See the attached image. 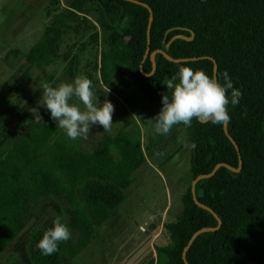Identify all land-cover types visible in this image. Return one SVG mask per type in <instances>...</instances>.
<instances>
[{
  "label": "trees",
  "instance_id": "obj_1",
  "mask_svg": "<svg viewBox=\"0 0 264 264\" xmlns=\"http://www.w3.org/2000/svg\"><path fill=\"white\" fill-rule=\"evenodd\" d=\"M137 1L146 3L153 16L146 58L148 8L129 0H71L24 55L28 67L0 93V110L10 109V98L22 91L32 69L43 70L67 59L77 43L64 50L66 38L78 41L95 30L92 18L102 23L96 49L99 63L92 71H98L102 85L118 97L137 87L162 108V94H171L164 84L178 75L180 67L202 69L214 77L215 61L218 81L224 83L227 71L233 87L242 93L236 107L229 105L231 120L227 123L239 148L241 166L224 125L194 119L189 128L181 124L172 129L182 127L187 132L191 181L181 195L183 207L176 219L163 225L167 243L155 248L156 257L147 264H185L183 252L192 236L201 228L215 227L218 229L198 235L185 251L188 264L255 262L264 239V0ZM191 32L192 40L178 38L166 46L172 37H189ZM91 38L88 44L98 43L97 33ZM86 45L77 51L85 50ZM158 50L172 59L188 60H170ZM76 57L68 68L71 75ZM56 133L57 127L49 122H33L0 159V254L34 217L36 204L52 199L75 234L67 250L68 258H74L94 238L95 226L108 221L125 202L133 172L146 161L138 131L103 135L91 152L81 150L77 143L54 141ZM163 138L158 135L146 150ZM218 163L239 171L220 166L212 176L197 181V200L212 213L195 203L191 185ZM56 217L54 212L47 213L29 236L27 253L32 264H62L64 242L50 256L37 248ZM0 264L24 263L11 260Z\"/></svg>",
  "mask_w": 264,
  "mask_h": 264
},
{
  "label": "rangeland",
  "instance_id": "obj_2",
  "mask_svg": "<svg viewBox=\"0 0 264 264\" xmlns=\"http://www.w3.org/2000/svg\"><path fill=\"white\" fill-rule=\"evenodd\" d=\"M70 1L0 0V93L7 90L26 70L28 65L24 55L41 37L46 25ZM91 20L95 30L89 31L78 41L73 37L66 38L62 46L64 50L75 41L77 43L67 59L57 60L43 70L32 69L31 78L22 91L10 98V109L0 110V159L34 122L32 109L39 111L42 121L57 127L58 122L39 103L44 84L56 87L62 82H73L77 76L87 77L92 72L89 79L99 103L102 105L107 99L114 105L112 131L105 132L102 126L94 125L88 139L70 140L57 127L54 141L77 143L81 150L91 152L103 135H115L120 130L130 134L138 131L146 161L133 172L132 182L126 189L125 202L108 221L95 226L92 241L72 259L67 256L69 243L75 240V234L71 231V239L64 242L62 264H147L155 259V248L167 243L164 223L174 221L183 207L181 195L191 181V145L187 132L178 127L151 150H146L151 140L158 138L152 119L161 107L150 101L137 87H132L123 97H118L102 85L99 72L92 71L95 63H99L96 49L100 43L102 23L96 18ZM94 33L98 35V43L88 44ZM83 43H87L85 50L78 52L77 48ZM74 56H77V62L71 75L68 68ZM49 212L60 216L66 224L57 202L52 199L38 202L34 217L0 254V262L19 260L24 264H32L27 253V240ZM249 264H264V239L257 250L256 261Z\"/></svg>",
  "mask_w": 264,
  "mask_h": 264
},
{
  "label": "clouds",
  "instance_id": "obj_3",
  "mask_svg": "<svg viewBox=\"0 0 264 264\" xmlns=\"http://www.w3.org/2000/svg\"><path fill=\"white\" fill-rule=\"evenodd\" d=\"M223 81L220 83L202 69L180 67L178 75L164 84L171 94L168 91L162 94L163 106L152 119L155 133L168 137L175 126L182 124L189 128L194 119L215 125L230 122L229 105L236 107L242 93L233 87L227 71L223 73ZM42 89L40 105L50 112L51 118L58 122L57 127L70 140L88 139L94 125L102 126L105 132L112 131L114 105L107 99L102 105L99 103L89 78L77 76L73 82H62L56 87L44 84ZM31 111L34 122L41 123L39 111ZM71 235L70 228L57 216L53 227L47 229L38 241L37 248L42 255L50 256L59 250L62 242L70 240Z\"/></svg>",
  "mask_w": 264,
  "mask_h": 264
},
{
  "label": "water",
  "instance_id": "obj_4",
  "mask_svg": "<svg viewBox=\"0 0 264 264\" xmlns=\"http://www.w3.org/2000/svg\"><path fill=\"white\" fill-rule=\"evenodd\" d=\"M129 1H133V2H135V3L141 4V5H143L144 7L148 8L149 11H150L149 23H148V28H147V47H146V51H145V54H144V58H146L147 55H148V52H149V48H150V47H149V46H150V26H151V21H152V18H153V16H152V11H151V9L149 8V6H148L146 3L139 2V1H137V0H129ZM193 36H194V35H193V32H191V36H189V37L184 36V35H176V36L172 37V38L167 42L166 46L169 47L170 44H171L174 40H176V39H178V38H183V39H186V40H192V39H193ZM164 42H165V39H164ZM156 52L162 53L163 55H165L166 58H168V59H170V60H175V61H186V60H188V59H172V58H171V57H170L165 51H163V50H158V51H156ZM156 52H154V53L151 55V59H153V56H154V54H155ZM192 59H196V58H192ZM154 70H155V65H153V71H154ZM216 70H217V64H216V62L214 61V77H215V78H217V77H216ZM224 130H225V133H226L227 137H228V138L230 139V141L234 144V146H235V148H236V150H237V152H238V155H239V166H241L242 160H241V156H240V153H239V148H238L237 144L235 143V141L233 140V138L229 135V133H228V131H227V123L224 124ZM220 166H226V167H228L229 169H231V170H233V171H239V169L232 168V167H230V166H228V165H226V164H224V163H218L217 165H215V167L213 168V170H212L210 173L197 176V177L193 180L192 185H191V191H192V195H193V199H194L195 203H196L197 205H199L200 207L205 208V209L211 211L212 213H214V212H213L209 207H207V206L201 204V203L197 200L196 192H195V185H196V183H197L198 180L212 176V175L214 174V172H215ZM217 229H218V227H215V228H201V229H199V230H198V231L192 236V238L190 239L189 243L187 244V246H186V248L184 249V252H183V259H184L185 264H188L187 261H186V258H185V251L190 247V245H191L192 242L196 239V237H197L198 235H200L201 233H203V232L214 231V230H217Z\"/></svg>",
  "mask_w": 264,
  "mask_h": 264
}]
</instances>
